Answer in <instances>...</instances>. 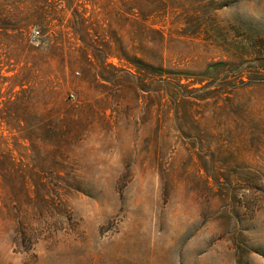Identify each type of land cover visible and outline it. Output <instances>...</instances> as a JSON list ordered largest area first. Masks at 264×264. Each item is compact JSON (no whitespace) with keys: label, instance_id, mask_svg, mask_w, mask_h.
<instances>
[{"label":"rangeland","instance_id":"obj_1","mask_svg":"<svg viewBox=\"0 0 264 264\" xmlns=\"http://www.w3.org/2000/svg\"><path fill=\"white\" fill-rule=\"evenodd\" d=\"M0 264H264V0H0Z\"/></svg>","mask_w":264,"mask_h":264}]
</instances>
